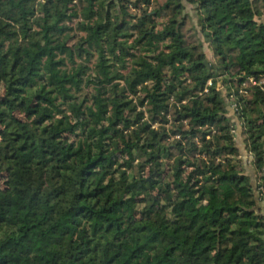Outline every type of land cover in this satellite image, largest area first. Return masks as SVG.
Listing matches in <instances>:
<instances>
[{"label": "trees", "instance_id": "obj_1", "mask_svg": "<svg viewBox=\"0 0 264 264\" xmlns=\"http://www.w3.org/2000/svg\"><path fill=\"white\" fill-rule=\"evenodd\" d=\"M0 264H264V0H0Z\"/></svg>", "mask_w": 264, "mask_h": 264}, {"label": "crops", "instance_id": "obj_2", "mask_svg": "<svg viewBox=\"0 0 264 264\" xmlns=\"http://www.w3.org/2000/svg\"><path fill=\"white\" fill-rule=\"evenodd\" d=\"M206 55H207V58L210 60L212 58V54L210 52V50L206 51ZM240 147L242 149L243 146H241L240 144ZM242 159V158H241ZM242 164H243V167L245 169V172L247 175H249V177L254 180L255 179V169L251 163V159L248 158V156H245L243 159H242Z\"/></svg>", "mask_w": 264, "mask_h": 264}, {"label": "water", "instance_id": "obj_3", "mask_svg": "<svg viewBox=\"0 0 264 264\" xmlns=\"http://www.w3.org/2000/svg\"><path fill=\"white\" fill-rule=\"evenodd\" d=\"M205 64H206V66H207V67H210V65H209L208 61H206V62H205Z\"/></svg>", "mask_w": 264, "mask_h": 264}, {"label": "built area", "instance_id": "obj_4", "mask_svg": "<svg viewBox=\"0 0 264 264\" xmlns=\"http://www.w3.org/2000/svg\"><path fill=\"white\" fill-rule=\"evenodd\" d=\"M208 85H211V82L208 83ZM235 109V107H233Z\"/></svg>", "mask_w": 264, "mask_h": 264}]
</instances>
